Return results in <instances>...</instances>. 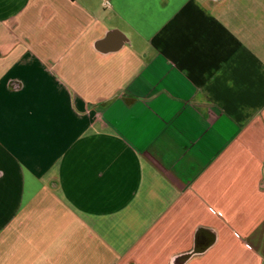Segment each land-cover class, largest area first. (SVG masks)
Wrapping results in <instances>:
<instances>
[{
	"label": "crops",
	"instance_id": "0c3cea01",
	"mask_svg": "<svg viewBox=\"0 0 264 264\" xmlns=\"http://www.w3.org/2000/svg\"><path fill=\"white\" fill-rule=\"evenodd\" d=\"M0 264H264V0H0Z\"/></svg>",
	"mask_w": 264,
	"mask_h": 264
}]
</instances>
